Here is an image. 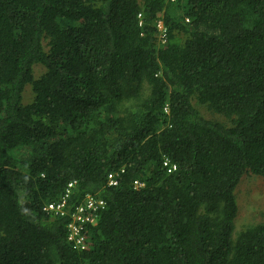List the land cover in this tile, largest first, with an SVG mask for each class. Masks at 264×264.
<instances>
[{
  "label": "trees",
  "instance_id": "1",
  "mask_svg": "<svg viewBox=\"0 0 264 264\" xmlns=\"http://www.w3.org/2000/svg\"><path fill=\"white\" fill-rule=\"evenodd\" d=\"M254 177L264 0H0V264H264Z\"/></svg>",
  "mask_w": 264,
  "mask_h": 264
},
{
  "label": "built area",
  "instance_id": "2",
  "mask_svg": "<svg viewBox=\"0 0 264 264\" xmlns=\"http://www.w3.org/2000/svg\"><path fill=\"white\" fill-rule=\"evenodd\" d=\"M158 27L161 30V33L164 32V29L161 25V22L158 23ZM163 35H161V39ZM164 42V39H162ZM166 164V162H165ZM174 168L171 166L168 168L170 172ZM137 183V182H136ZM108 184H116V179L113 174L108 176ZM71 186V185H70ZM64 202L60 204L50 203L46 205V210L53 212H63ZM104 205V201L100 199H96L91 195H86L85 198L82 199L79 205L75 208L74 213L71 215V222L69 224V240L74 241L75 247L78 249H83L86 246L84 235L81 234V231L85 229L87 223H91L95 225V217L92 215V211H95L98 207Z\"/></svg>",
  "mask_w": 264,
  "mask_h": 264
},
{
  "label": "rangeland",
  "instance_id": "3",
  "mask_svg": "<svg viewBox=\"0 0 264 264\" xmlns=\"http://www.w3.org/2000/svg\"><path fill=\"white\" fill-rule=\"evenodd\" d=\"M250 183L240 185L238 191V207L239 212L235 227L244 221H252L254 219L262 220V211L264 207V179L254 177ZM88 231V230H87Z\"/></svg>",
  "mask_w": 264,
  "mask_h": 264
},
{
  "label": "clouds",
  "instance_id": "4",
  "mask_svg": "<svg viewBox=\"0 0 264 264\" xmlns=\"http://www.w3.org/2000/svg\"><path fill=\"white\" fill-rule=\"evenodd\" d=\"M159 39H160L159 42L161 43L162 42L161 35H160V38Z\"/></svg>",
  "mask_w": 264,
  "mask_h": 264
}]
</instances>
